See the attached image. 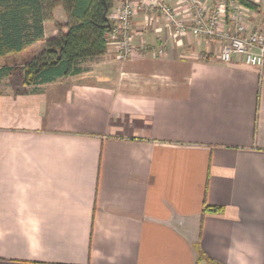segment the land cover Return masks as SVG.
<instances>
[{
	"label": "crops",
	"instance_id": "1",
	"mask_svg": "<svg viewBox=\"0 0 264 264\" xmlns=\"http://www.w3.org/2000/svg\"><path fill=\"white\" fill-rule=\"evenodd\" d=\"M65 22L58 6L45 37ZM133 44L50 82L0 77V264H264V66L145 9Z\"/></svg>",
	"mask_w": 264,
	"mask_h": 264
},
{
	"label": "trees",
	"instance_id": "2",
	"mask_svg": "<svg viewBox=\"0 0 264 264\" xmlns=\"http://www.w3.org/2000/svg\"><path fill=\"white\" fill-rule=\"evenodd\" d=\"M246 8L255 9L251 0H238ZM0 0V77L20 76L25 85L41 84L78 74L81 63L101 56L108 49V32L113 0ZM61 6L66 14L59 33L45 37V23L54 19ZM110 24V26H109ZM44 41L39 51L23 63L3 64L2 58L21 52ZM216 211V208L207 207ZM209 264H219L209 260Z\"/></svg>",
	"mask_w": 264,
	"mask_h": 264
},
{
	"label": "built area",
	"instance_id": "3",
	"mask_svg": "<svg viewBox=\"0 0 264 264\" xmlns=\"http://www.w3.org/2000/svg\"><path fill=\"white\" fill-rule=\"evenodd\" d=\"M189 12L187 20L166 0H120L114 24L108 32V44L115 48L118 59H127L135 52L133 44V17L139 10L159 13L172 28L175 36L192 33L197 37L215 39L220 43V60L231 62L235 59L254 66H264V27L252 31L244 21L245 7L235 5L229 15L232 25L228 28L221 25L222 19L228 15L227 0H219L218 4L208 8L203 0H181ZM235 2L234 0H230ZM159 48V53H163Z\"/></svg>",
	"mask_w": 264,
	"mask_h": 264
},
{
	"label": "rangeland",
	"instance_id": "4",
	"mask_svg": "<svg viewBox=\"0 0 264 264\" xmlns=\"http://www.w3.org/2000/svg\"><path fill=\"white\" fill-rule=\"evenodd\" d=\"M40 45L41 44H36L31 47H28L27 49L21 52L10 53L3 57L1 61L3 64L23 63L26 60L30 59L35 52L39 51V49L41 48ZM15 79L18 80V78Z\"/></svg>",
	"mask_w": 264,
	"mask_h": 264
},
{
	"label": "water",
	"instance_id": "5",
	"mask_svg": "<svg viewBox=\"0 0 264 264\" xmlns=\"http://www.w3.org/2000/svg\"><path fill=\"white\" fill-rule=\"evenodd\" d=\"M104 2H105V4H106V10L108 9V5H107V3H106V0H104ZM109 26H110V24H109Z\"/></svg>",
	"mask_w": 264,
	"mask_h": 264
}]
</instances>
